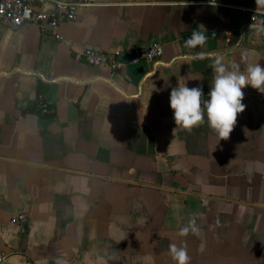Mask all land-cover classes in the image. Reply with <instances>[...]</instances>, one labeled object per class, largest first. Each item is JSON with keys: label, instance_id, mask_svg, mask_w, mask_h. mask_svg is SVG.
Wrapping results in <instances>:
<instances>
[{"label": "crops", "instance_id": "obj_1", "mask_svg": "<svg viewBox=\"0 0 264 264\" xmlns=\"http://www.w3.org/2000/svg\"><path fill=\"white\" fill-rule=\"evenodd\" d=\"M224 1L96 0L62 39L0 23V264H175L172 243L190 264H264V94L243 89L227 140L206 115L176 127L169 106L185 84L208 99L217 57L264 65L245 24L264 2ZM194 30L208 40L186 48ZM155 42L160 57L132 61ZM87 47L123 69L89 63ZM193 217L199 232L182 236Z\"/></svg>", "mask_w": 264, "mask_h": 264}, {"label": "clouds", "instance_id": "obj_2", "mask_svg": "<svg viewBox=\"0 0 264 264\" xmlns=\"http://www.w3.org/2000/svg\"><path fill=\"white\" fill-rule=\"evenodd\" d=\"M257 2L261 3L264 0H257ZM207 40V35L194 30L184 40V46L186 48L202 47ZM212 70L215 75L207 94V100L203 99L202 86L190 88L185 84L171 89L169 106L176 127L191 131L205 123L206 115L208 127L217 134L220 140H227L237 123L238 115L246 109L243 103V89L250 86L264 94V65L249 64L244 71H241L238 64H232L231 68H228L223 63V58L217 57ZM190 232L193 234L199 232L195 217L181 229L180 234L187 236ZM169 254L175 264H190L191 257L185 246L172 243L169 245Z\"/></svg>", "mask_w": 264, "mask_h": 264}, {"label": "built area", "instance_id": "obj_3", "mask_svg": "<svg viewBox=\"0 0 264 264\" xmlns=\"http://www.w3.org/2000/svg\"><path fill=\"white\" fill-rule=\"evenodd\" d=\"M96 0H0V23L5 24L11 30L20 29L25 23H33L39 28L51 34L57 39H62L60 25L63 21L76 20L79 7L95 2ZM206 2L219 4L224 0H205ZM246 25L257 27L264 36V19L258 16H249L245 19ZM163 54V46L159 42L146 48H137L134 51L132 61L141 58L156 59ZM82 55L91 64L108 65L114 71H120L124 63L118 58L117 53L103 51L93 47H87ZM48 107L44 104V112ZM25 220V215L19 219ZM4 256H0V261Z\"/></svg>", "mask_w": 264, "mask_h": 264}]
</instances>
